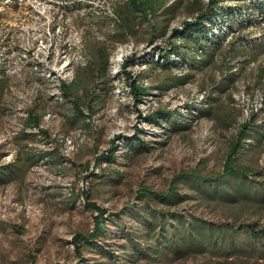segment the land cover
Instances as JSON below:
<instances>
[{"label":"rangeland","instance_id":"obj_1","mask_svg":"<svg viewBox=\"0 0 264 264\" xmlns=\"http://www.w3.org/2000/svg\"><path fill=\"white\" fill-rule=\"evenodd\" d=\"M124 1L0 0V82L5 84L0 162H21L25 147L43 154L24 176L0 184V264H75L78 256L73 236L91 229L96 214L85 202L83 188L89 189L92 201L114 214L106 227L107 242L99 240L98 244L119 245L123 240L116 237L117 228L128 225L133 230L138 225L131 215L133 208L120 210L137 202L140 186L166 191L180 171L221 172L239 125L252 113L264 110V24L246 32L258 39L254 47H237L232 52L239 55L228 58L231 39L218 50L213 63L183 69L192 74L189 81L163 91L154 85L172 73L157 64L161 60L157 46L164 49L167 40L153 42L147 22L139 23L123 40L117 7ZM193 1H174L177 13L173 27L190 19ZM103 44L112 50L105 87L101 77L90 81L88 67ZM131 54L133 59L122 65ZM232 68H236V79L218 102L227 110L226 115H236V122L227 127L213 117L202 116L185 126L188 123L179 113L189 110L187 107L195 111L205 99L211 101L212 96L220 95L217 83L228 82ZM127 71L151 86L140 100L131 89ZM77 79L88 86L89 97L94 94L93 102H80L83 115L75 106L76 100L64 93L63 83ZM28 109L42 116L43 132L37 127L23 132ZM161 109L170 110V119L150 121L148 115ZM139 138L149 149L136 151L125 145ZM114 141L119 144L117 160L97 166L98 155L109 150ZM249 142L236 153L235 163L258 171L264 168V142ZM93 168L96 173L87 180L84 176ZM255 176L257 173L250 174ZM180 187L186 198L175 207L179 211L212 222H264V204L256 200L231 203L207 199L190 189L186 181L180 182ZM240 193L252 197L264 194V190L244 188ZM98 250L86 251V259L79 264L103 262ZM136 264H264V258L192 253L171 261L140 259Z\"/></svg>","mask_w":264,"mask_h":264},{"label":"trees","instance_id":"obj_2","mask_svg":"<svg viewBox=\"0 0 264 264\" xmlns=\"http://www.w3.org/2000/svg\"><path fill=\"white\" fill-rule=\"evenodd\" d=\"M174 1L125 0L117 7L120 14L119 33L123 35V40L128 38V33L133 34L141 22H147L150 25V36L153 42L161 39L167 40V46L164 49L157 46L159 48L157 53L161 60L156 62L169 68L168 70H171L172 74L160 79L154 87L166 91L173 86L188 82L192 74L184 73L183 69L190 71L195 66L203 68L210 65L214 62L218 50L223 45L226 46L231 39L233 40L229 45L231 50L228 52V58L239 55V53L232 52L236 51L237 47L251 48L256 45L258 39L252 38V34L247 35L246 32L264 24V0H207V2L194 0L189 6L190 19L189 17L185 18L182 27L171 25L173 17L177 13V9L173 8ZM244 12L247 13L245 16ZM256 14L260 16H256ZM235 43H238V46H233ZM100 47L98 51L94 52V58L88 65L89 79L93 83L98 77H101L102 87H105L108 80L106 76L111 69L110 54L112 50L106 44ZM133 56L134 54L127 55L122 65L127 66ZM148 61L153 60L148 59ZM174 69H178L179 73H173ZM233 69L236 68L230 69L229 73L231 74L228 76V82L217 83L219 87L217 92L221 93L220 95L212 96L211 101L205 99L195 111L191 107H187L189 108L186 110L187 113L186 111L179 113L182 115L181 119L184 123H188L184 124L185 126L189 127L202 116L213 117L227 127H231L236 122V115H226L227 110L223 109L221 103L218 102L221 95L232 86L236 79V72ZM127 74L136 99H142L149 93L151 86H146L140 76L133 77L129 71ZM63 87L65 95L76 100L75 106L83 115L84 111L80 102H93L94 94L89 97L88 86L85 88L84 83L79 79L71 82L65 81ZM4 88L5 84L0 82V111L2 110L1 98ZM94 105L92 103V108ZM263 111L252 113L239 125L236 138L232 142L231 152L228 154L221 172L203 174L196 169L180 171L172 177L166 191H155L146 185L140 186L135 197L137 202L120 210V212H125L129 207L133 208L135 212L131 215L137 219L138 225L133 230V227L128 225L117 228L115 235L117 233L116 237L123 240L119 245L111 243L101 246L98 244L99 240L107 242L106 227L114 214L92 201L89 189L83 188L82 194L85 197V202L94 209L96 214L93 216L94 225L91 229L86 232L78 231L73 236L72 241L78 256L75 264L84 261L86 251L91 252L95 247L99 249L98 252L103 258V262L88 260V264H136L140 259L149 262L171 261L179 257L190 256L192 253H209L214 257L226 256L230 258L235 255H246L264 258V222L263 224L260 220L212 222L196 216L192 212L188 214L175 209L186 198L180 187V182L183 181H186L190 189L197 190L207 199L218 198L222 201L237 203L250 198L264 204V194L251 197L240 193L244 188L246 190H264V168L254 171L248 166L235 163L236 153L246 144L250 145V139H254L255 143L264 142ZM169 113L170 110L161 109L148 116L150 121H157L161 117L158 120L161 122L163 118L170 119L171 113ZM41 118L42 116L35 113L33 109H28L23 132L27 133L26 129L29 127H37L39 132H43L44 129L40 126ZM118 145V142L114 141L109 150L99 154L96 158V165L116 161ZM125 145L128 146V149L136 151L149 149L147 142L140 138L138 141L127 142ZM23 152L24 156L19 157L21 162H0V184L24 176L32 166L43 158L40 150L25 147ZM95 173L93 168L91 173L84 177L89 180V177ZM100 173L104 174L103 168ZM255 173L258 177H250V174ZM129 247L131 248L129 249Z\"/></svg>","mask_w":264,"mask_h":264},{"label":"bare ground","instance_id":"obj_3","mask_svg":"<svg viewBox=\"0 0 264 264\" xmlns=\"http://www.w3.org/2000/svg\"><path fill=\"white\" fill-rule=\"evenodd\" d=\"M11 1H17V0H11ZM30 1V0H29ZM178 27H182V25L178 26Z\"/></svg>","mask_w":264,"mask_h":264}]
</instances>
